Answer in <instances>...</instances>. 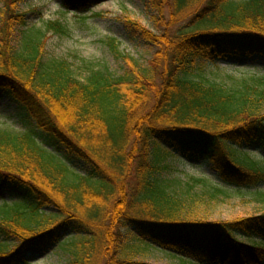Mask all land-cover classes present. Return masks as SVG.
Returning a JSON list of instances; mask_svg holds the SVG:
<instances>
[{
	"label": "trees",
	"instance_id": "1",
	"mask_svg": "<svg viewBox=\"0 0 264 264\" xmlns=\"http://www.w3.org/2000/svg\"><path fill=\"white\" fill-rule=\"evenodd\" d=\"M24 2L1 0L0 95L44 142L0 129V191L24 194L0 206V264H30L56 245L68 264H144L136 260L150 248L185 264H264V211L208 222L192 210L196 185L264 201V75L227 83L203 74L226 58L260 57L264 68V0H148L160 32L128 22L154 57L145 66L121 55L123 77L90 69L84 78L67 61H46L49 35L67 30L28 27ZM174 152L212 164L219 183L191 178L179 192L164 178Z\"/></svg>",
	"mask_w": 264,
	"mask_h": 264
},
{
	"label": "rangeland",
	"instance_id": "2",
	"mask_svg": "<svg viewBox=\"0 0 264 264\" xmlns=\"http://www.w3.org/2000/svg\"><path fill=\"white\" fill-rule=\"evenodd\" d=\"M20 8L22 11H32L27 18L30 28L42 29L47 23L55 21H60L65 26L67 30L65 35H49L45 59L47 62L67 61L81 78H84L90 69L109 72L114 77H123L127 72V66L121 55H131L146 66L157 52V48L145 42L140 31L128 22L130 20L148 30L160 32L154 20L156 13L148 0H92L87 7L73 3L68 8H63V0H25ZM111 40L118 45L117 52L111 49ZM262 62L263 59L260 57L226 58L216 63H206L203 66V74L212 81L229 83L230 75L237 77L255 73L264 75ZM0 129L21 134L34 133L39 141L44 142L41 131L35 124L23 118L19 106L1 95ZM174 153L165 160L170 170L165 172L164 178L177 183L174 186L180 189L179 192L187 190V185L193 184L191 178L205 180L210 186L219 183L212 164L201 159H185ZM252 155L258 162L260 161L259 151ZM260 163L263 165V162ZM70 165L78 172L85 171V166L78 161H72ZM210 191V188H205L204 185H196L193 189V194H198L200 200L193 205L192 210L199 214L198 217L205 218L208 222L249 217L264 211L263 199L255 195L231 192L229 196L214 197ZM258 191L264 193V184L258 187ZM23 195L15 188L0 191V206L3 203L18 202ZM45 211L49 214L55 213V210L50 208ZM17 245L18 242H8L10 250H14ZM180 257L179 254L150 248L145 258L136 261L144 264H185ZM69 262L70 258L65 248L56 245L40 253L35 260L30 261V264Z\"/></svg>",
	"mask_w": 264,
	"mask_h": 264
}]
</instances>
